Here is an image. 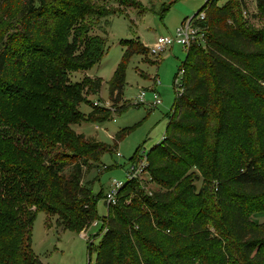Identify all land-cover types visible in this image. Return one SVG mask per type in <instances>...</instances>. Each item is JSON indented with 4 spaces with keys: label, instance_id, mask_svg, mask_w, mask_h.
Segmentation results:
<instances>
[{
    "label": "trees",
    "instance_id": "1",
    "mask_svg": "<svg viewBox=\"0 0 264 264\" xmlns=\"http://www.w3.org/2000/svg\"><path fill=\"white\" fill-rule=\"evenodd\" d=\"M15 1L0 4V264H40L32 248L39 212L77 231L100 219L94 180L85 178L111 148L74 126L102 123L111 109L87 98L102 89L100 76L70 74L100 63L109 17L125 1ZM255 1L252 16L264 20V0ZM202 12L207 46L187 49L165 135L147 154L159 188L124 183L88 264H264V223L251 218L264 213V24L249 22L245 0H206L193 19ZM99 20L103 30L93 33ZM120 43L112 104L123 98L131 58L149 51H139V38ZM84 102L93 104L88 114Z\"/></svg>",
    "mask_w": 264,
    "mask_h": 264
},
{
    "label": "rangeland",
    "instance_id": "2",
    "mask_svg": "<svg viewBox=\"0 0 264 264\" xmlns=\"http://www.w3.org/2000/svg\"><path fill=\"white\" fill-rule=\"evenodd\" d=\"M124 1L125 4L118 8L120 14L109 17L108 34H105L106 50L100 63L87 71L70 74L71 81H80L86 75L100 76L104 81L102 89L97 94H87V98L94 105L98 103L111 109L110 118L102 123L82 122L74 126L78 133L93 137L111 148V151L108 150L101 156L99 167L92 168L85 178L86 182L94 180L92 189L98 197L96 208L100 219L92 221L89 225L86 223L87 226L83 230L77 231L61 227L63 221L60 216L39 212L33 225L32 248L40 264H88L90 259L95 262L97 255L95 249L105 233L104 222L107 221L105 217L108 215L106 194L115 187V182L125 183L128 180L127 170L131 163L136 161V157L143 155L144 151L147 155L165 135L169 115L180 91L176 80L185 61L187 49L176 44L158 55H153L150 51L143 56L134 55L127 66V84L123 98L120 102L112 104L109 81L123 58L124 48L120 42L124 39L139 38L141 42L139 51L143 46L149 50L160 36L173 35L177 28L186 20L192 19L206 2V0H137L140 4L137 7L131 0ZM245 1L248 15L256 14V1ZM10 2L11 5H16L15 0ZM225 2L226 0H218V5L221 6ZM0 4L6 6L9 3L8 0H0ZM110 5L120 4L118 1ZM111 7L114 9L115 6ZM248 15L246 17L254 27L264 24L261 18ZM98 23L92 30L93 33H99L98 28L103 30L101 24L104 23L101 20ZM202 46L206 48L207 45L203 42ZM153 89L162 100L159 105L153 104ZM142 91L146 93L144 101L139 100ZM91 103H82L80 110L88 114L93 108ZM124 103L129 106L120 111V106ZM121 130L122 137L118 139L116 136ZM200 176L201 179L195 181L198 189L202 186L203 177L201 174ZM137 184L146 191L159 188L151 176L150 169ZM219 216L216 213V217ZM251 218L258 224L264 223V213H254ZM211 224L213 225L208 221V225ZM210 230L213 232L211 238H215V229L210 227ZM210 230L207 229V232ZM194 232L197 233L198 230ZM200 234L202 233L198 235ZM203 237L204 235H201L186 243L179 241L177 247L196 242Z\"/></svg>",
    "mask_w": 264,
    "mask_h": 264
},
{
    "label": "built area",
    "instance_id": "3",
    "mask_svg": "<svg viewBox=\"0 0 264 264\" xmlns=\"http://www.w3.org/2000/svg\"><path fill=\"white\" fill-rule=\"evenodd\" d=\"M246 14V13H245ZM206 20V13L202 12L196 19H188L181 26L177 28L173 35L160 36L157 41L149 47V51L153 55H158L164 52L167 48L173 47L176 44L183 46L185 49L190 48L194 44H200L206 41V28L200 22ZM184 75V70H181L176 83L178 82V87L180 86V80ZM180 77V78H179ZM154 95L153 99L154 105L161 104L162 100L158 92L153 89ZM146 93L142 91L139 95V100L144 101ZM100 105V104H96ZM164 137V136H163ZM148 156L145 151L143 155H139L136 161H133L127 170L128 180H140L148 172ZM124 183L115 182V187L106 194L105 199L108 205H116L118 203V192L122 188ZM104 232L107 230L106 222H104Z\"/></svg>",
    "mask_w": 264,
    "mask_h": 264
}]
</instances>
